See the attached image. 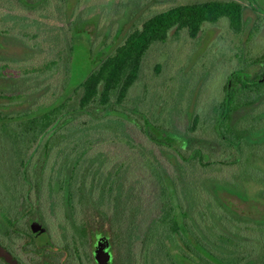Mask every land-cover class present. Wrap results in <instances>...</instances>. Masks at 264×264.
Instances as JSON below:
<instances>
[{
	"label": "rangeland",
	"instance_id": "374dc122",
	"mask_svg": "<svg viewBox=\"0 0 264 264\" xmlns=\"http://www.w3.org/2000/svg\"><path fill=\"white\" fill-rule=\"evenodd\" d=\"M205 1L210 0H0V67L7 63L14 68L8 75H0V91L4 89L12 94L15 88L24 90L25 102L20 104L22 107L18 111L15 110L18 113L47 106L61 93H65L66 97L73 95V89L95 69L98 60L111 53L147 19L178 5ZM221 1H238L244 5V29L240 34L232 32L225 18L205 23L196 39H192L185 29L171 30L167 42L153 44L146 54L140 76L124 102L125 107L131 110L114 114L116 119L111 117L114 122L131 124L126 128L115 124L117 128L103 132L99 123L97 126H101V130H93L83 136L92 140L91 148L95 155L105 154L112 159L114 167L123 163L120 175L125 181L121 185L122 200L127 206L126 213L131 215L135 232L138 230L142 235L149 232L159 211L155 199L158 190L152 174L146 171L149 167L145 163L158 159L170 173L173 168L175 172L179 171L180 176L176 172V180L183 177L182 184H179V187L183 186V193L190 196L197 192L200 210H203L198 225L194 222L193 229L197 234L200 233L203 239L207 235L214 240L212 231H215L217 237L214 243L219 245L221 240L227 241L228 232L220 230L222 226L225 229L226 215L228 220L225 225L230 227L227 236L232 254L243 248L239 231L246 228L249 243L243 250L249 251L244 263L264 264V100L259 105L261 109L256 120L259 124L255 131H245L250 117L231 126L232 131L227 132L224 139L217 137L213 129H216L219 120L215 108L225 96L224 86L229 75L236 70H241L246 77L253 74L260 78L264 74V0H254L257 2L256 10L248 0ZM70 38L74 41L68 77L62 62L49 68L45 65L57 59ZM33 68L37 71H27ZM17 69L24 70L17 73ZM67 77V90L63 92ZM20 79L24 85L19 84ZM244 113L241 112L242 115ZM194 116L199 117V123L197 129L191 132ZM130 117L134 121L129 120ZM147 118L159 126L150 130L155 136L168 142L174 138L177 145L184 148V156L192 147L198 148L195 152L200 154L203 163L210 166H204L199 161L193 166L192 162L186 163L182 155L178 156L179 159L174 157L173 149L167 151L168 147H157L149 141L140 124V119L145 123ZM110 119L107 121L113 124ZM78 121L90 129L89 117L82 116ZM57 136L58 133L47 134L46 141L50 138L55 140ZM184 137L195 141L187 147ZM219 145L230 150L226 154L224 150L215 153L213 149ZM11 148L9 141L0 139V190H11L10 180L17 179V175L5 167L7 154H12ZM165 184L169 187L168 191L173 192L167 179ZM118 192L119 189H116L115 194ZM45 195L48 199L42 204V210L45 211L47 228L56 243H64L69 216L58 201L59 196L55 194V200ZM54 204L57 206L52 209ZM218 208L222 209L220 213ZM2 216L0 208V233ZM96 227L91 236L95 246V233L99 228ZM142 235L136 238V244L126 247L124 254L127 259L130 258L127 261L132 262L133 256H137V264H168L164 253L155 246V241L152 240L150 245ZM47 239L42 236L39 241L45 243ZM164 241L167 245L168 241ZM187 241L200 257L203 255L211 263L218 264L211 252L204 251L207 247L203 245V240L197 242L193 235V239L189 237ZM22 242L19 239L9 247L18 254ZM173 245V253L182 248L177 238ZM173 258L178 264H197L195 257L193 261L176 255ZM0 264L10 263L0 257Z\"/></svg>",
	"mask_w": 264,
	"mask_h": 264
},
{
	"label": "trees",
	"instance_id": "16d2710c",
	"mask_svg": "<svg viewBox=\"0 0 264 264\" xmlns=\"http://www.w3.org/2000/svg\"><path fill=\"white\" fill-rule=\"evenodd\" d=\"M243 17L244 5L238 1L210 0L169 8L147 19L140 28L129 33L111 53L100 58L95 69L73 89V95L66 97L65 93H61L51 104L23 113L16 111L6 113L0 110V139L9 141L12 144V154L15 153L19 158H23L20 161L24 166V171L21 172L22 179L28 178L29 165L38 164L39 171L34 173L41 180L55 181V184L47 185L45 188L49 187L53 190L56 185V195L60 197L63 205L71 207L75 212L82 210L88 213L89 217L91 213L101 214L103 211H112L111 206L116 202L115 191L125 184L120 176L124 165L121 163L114 167L112 159L105 154L95 155L96 152L94 153V149L91 148L92 140L84 138L83 135L93 130H101L102 127L103 132H108L116 125L126 128L131 124L123 120V122L117 120L114 122L111 117L131 110L125 107L124 102L140 76L144 58L153 44L167 42L171 30L185 29L192 39H196L205 23H215L225 18L232 32L240 34L244 29ZM73 41V38L68 39L64 51L58 54L55 61L47 63L45 68L62 62L69 77ZM27 71L36 72L37 69H27ZM68 77L63 92L67 90ZM224 94L223 100L215 108L219 120L216 129L213 128L221 139L225 138L227 132L232 131L235 123L244 118L241 112L252 108L261 99V94H264V79L262 80L261 77L251 79L244 76L241 70H236L229 75L224 86ZM4 96L0 93V99H5ZM85 115L90 118L88 123L90 129H86L83 122L78 121ZM114 118L116 119V116ZM109 119L114 123L107 121ZM131 119L133 120L132 117L129 120ZM140 120L147 139L157 147H168L167 151L173 149L176 155L174 157L178 158L182 155L186 163L192 162L193 166L197 165V161L204 166L209 165L203 163L200 154L195 152L198 148L192 147L191 150L185 148L189 151L188 155L184 156L182 154L184 148L177 145L178 142L174 138L170 139L169 142L172 144H169L167 139L158 138L150 131L151 128H159L158 125L150 122L148 118L145 123ZM99 123L102 127L97 126ZM198 123L199 117L194 116L190 126L191 132L197 129ZM50 133H58V136L55 140L50 138L46 141L45 136ZM189 146L191 144L187 145ZM145 163L149 167L146 171L152 174L158 190L155 199L159 211L150 227L152 239H156L157 245L164 246L166 245L164 240L173 244L177 237L185 240L189 237L193 239V226L189 215L192 210V201L189 200L192 194L187 196L181 191L180 183L176 182L179 180H176L178 176L174 168L171 172L174 173L173 175L158 159ZM166 179L173 192L168 191ZM24 194L26 197V193ZM182 195L185 196L184 199L181 198ZM121 205L126 210L125 201H122ZM23 206L26 215L31 211L30 205ZM104 206H107L108 210L103 208ZM136 222L137 219L134 221L135 225ZM86 234L84 233L83 236L86 237ZM136 235L138 238L142 233L137 230ZM143 235L145 237L146 233ZM186 242L188 243L187 240ZM226 243L228 238L223 245ZM164 250L167 251L165 248ZM233 254L237 255L224 262L245 264L247 257L245 252L239 251ZM169 258L172 260L170 256Z\"/></svg>",
	"mask_w": 264,
	"mask_h": 264
},
{
	"label": "flooded vegetation",
	"instance_id": "af4514ba",
	"mask_svg": "<svg viewBox=\"0 0 264 264\" xmlns=\"http://www.w3.org/2000/svg\"><path fill=\"white\" fill-rule=\"evenodd\" d=\"M24 1V0H23ZM254 10H256L257 2L254 0H248ZM20 2V1H19ZM21 3V2H20ZM23 4V3H21ZM242 4V3H241ZM35 5V4H34ZM24 6V5H23ZM33 6V5H31ZM35 8V7H33ZM260 12V11H259ZM14 68L5 63L0 67V75L3 76L5 73L8 75V72H13ZM24 69H17V73L23 72ZM26 71V70H25ZM24 71V72H25ZM234 72V71H233ZM249 73V72H248ZM21 76V74H20ZM257 75L248 74V77L251 79H256ZM8 79V77H6ZM261 79H264V74ZM20 85H24L22 79L19 81ZM19 85V86H20ZM6 90V89H5ZM8 91H4L1 89L0 93L5 95V99H0V110L8 112L18 111L19 107H22L20 104H23L24 101V90L21 88H15L12 94H8ZM264 100V94H261V99L257 101L252 108H248L245 110L243 117L247 119L250 117V121L245 129L250 132L255 131L258 127V119L257 113L260 112L261 106H259ZM30 101V100H28ZM263 103V102H262ZM255 112V114H253ZM242 118L237 123L240 124L244 120ZM256 122L257 125L254 124ZM217 135V134H216ZM218 137V135H217ZM186 139L188 144H192L194 139L183 138ZM201 140H198L199 142ZM216 146V143H213ZM200 145V144H199ZM243 146H241L242 148ZM209 148V147H208ZM224 146L219 145V147L213 149L216 152H220L224 150V154H226L230 148L223 149ZM210 149V148H209ZM21 159L18 156L13 154H7L5 167L10 171L14 172L17 175V179L10 180L13 187L10 186V189L0 190V208L3 213L2 216V228L0 233V244L6 248L13 255V257L18 261L19 264H137L138 257L133 256L132 262L127 261L126 257V247H130L132 244H136V232L135 228L132 227L131 215L123 208L121 202L122 194L119 188V192L116 194V202L112 205V211H103L101 214L91 213L90 217L88 213H85L81 210V212H75L71 207L63 205L62 201H60V197L58 201L61 202L62 207L66 211L65 214L69 216L67 218V226L65 227V239L64 243H56L52 238L47 228L46 224V215L45 211L42 210V204L45 203V200L48 199L45 194L50 195L52 198L56 200V191L57 187L54 186L53 190L51 188H45L47 185L51 186L55 184V181H45L41 180L36 174L35 171H39V165L33 164L27 167L28 170V178L25 180L22 179L21 172L24 171V166L22 164ZM210 166V165H207ZM212 166V165H211ZM54 168V167H52ZM224 170L223 168H220ZM226 171V170H224ZM178 176H180L179 171ZM226 174V172H225ZM217 175V174H216ZM27 176V175H26ZM183 178V177H182ZM181 178V179H182ZM181 179H179V183H181ZM181 190L183 189L180 188ZM26 193V197L24 196ZM182 193V192H181ZM212 196V195H211ZM184 195L181 196L184 199ZM180 198V199H181ZM192 210L190 212L191 225L194 226V222L198 225L199 220L202 219V211L200 210V200L197 192L192 194ZM235 201V200H234ZM239 203V201H238ZM30 205V212L26 215L24 214L23 205ZM56 204H54L52 209L56 208ZM122 206V207H121ZM103 208L108 210L107 206ZM121 208L123 210H121ZM246 208V206H245ZM220 213L222 209H217ZM223 213H226V210H223ZM106 215H108L106 218ZM224 227L222 226L220 230H226L228 233L226 234V238H228V234L230 233L229 225L226 226L227 217L225 215ZM123 220V222H122ZM70 223H69V222ZM70 226V227H69ZM99 227L98 232L95 233V241L96 246L91 242V236L94 234V228ZM96 227V228H97ZM221 233H224L222 232ZM246 232V234L244 233ZM84 233H87L86 237L83 236ZM151 228L150 231L146 233V240L151 243L153 240L151 237ZM214 234V240L217 237V233L212 231ZM234 234L233 232H231ZM148 234V235H147ZM193 234L195 237V241H202L203 245L207 247L204 251L211 252L214 255L215 261L218 260V264H228L224 261H229L232 254V249L229 243L223 245L221 242L214 243L210 237L207 235L205 239L200 236V233L197 234L196 230L193 229ZM239 234L242 236V247L240 251L245 252L247 255V250H243L246 248V245L249 243L248 230L246 228L240 229ZM42 236H46L47 242H40L39 239ZM247 236V237H246ZM23 240L21 243L19 250L20 253L15 254L13 250L9 247V244L15 243L18 240ZM178 241L181 242L182 248L178 253H173L174 245L169 243L167 245H157L156 240L155 246L159 251L164 253V257L168 264H178L173 258L174 255L178 257H185L186 261L192 260L195 257V262L197 264H213L211 261L206 259L203 255L197 254V252L191 248L190 244H186V240L184 238L177 237ZM7 243H6V242ZM168 241V240H167ZM207 241V242H206ZM209 242V245L207 244ZM92 243V244H91ZM146 243V241H145ZM148 246V244L146 243ZM151 245V244H150ZM251 246V245H250ZM249 247V245H248ZM167 249V251L164 250ZM192 249V250H191ZM210 249V250H208ZM91 251V254H90ZM102 251L101 258L98 257V252ZM131 249H129L128 254L130 255ZM168 254H167V253ZM125 253V254H124ZM174 254V255H173ZM197 254V255H196ZM172 260L169 258V256ZM129 257V256H128ZM225 259V260H223ZM105 261V262H104ZM216 264V262H214Z\"/></svg>",
	"mask_w": 264,
	"mask_h": 264
},
{
	"label": "water",
	"instance_id": "95a60500",
	"mask_svg": "<svg viewBox=\"0 0 264 264\" xmlns=\"http://www.w3.org/2000/svg\"><path fill=\"white\" fill-rule=\"evenodd\" d=\"M102 251H99V255L98 257L101 258L102 256ZM0 257L5 258L6 262L10 263V264H19L18 261L13 258L0 244Z\"/></svg>",
	"mask_w": 264,
	"mask_h": 264
}]
</instances>
